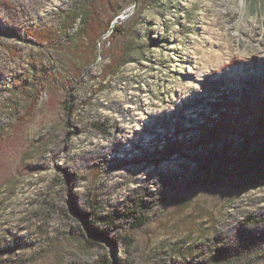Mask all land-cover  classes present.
<instances>
[{
    "label": "rangeland",
    "instance_id": "rangeland-1",
    "mask_svg": "<svg viewBox=\"0 0 264 264\" xmlns=\"http://www.w3.org/2000/svg\"><path fill=\"white\" fill-rule=\"evenodd\" d=\"M0 264H264V0H0Z\"/></svg>",
    "mask_w": 264,
    "mask_h": 264
},
{
    "label": "water",
    "instance_id": "water-1",
    "mask_svg": "<svg viewBox=\"0 0 264 264\" xmlns=\"http://www.w3.org/2000/svg\"><path fill=\"white\" fill-rule=\"evenodd\" d=\"M130 15H123L121 17H119L117 20L112 22V27H115L117 24L122 23L123 21H125Z\"/></svg>",
    "mask_w": 264,
    "mask_h": 264
},
{
    "label": "trees",
    "instance_id": "trees-1",
    "mask_svg": "<svg viewBox=\"0 0 264 264\" xmlns=\"http://www.w3.org/2000/svg\"><path fill=\"white\" fill-rule=\"evenodd\" d=\"M115 28H116V33L120 34L124 31L123 25L116 26Z\"/></svg>",
    "mask_w": 264,
    "mask_h": 264
}]
</instances>
